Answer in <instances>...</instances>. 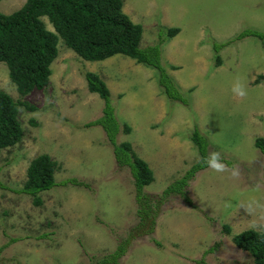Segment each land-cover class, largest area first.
Segmentation results:
<instances>
[{
  "label": "rangeland",
  "instance_id": "obj_1",
  "mask_svg": "<svg viewBox=\"0 0 264 264\" xmlns=\"http://www.w3.org/2000/svg\"><path fill=\"white\" fill-rule=\"evenodd\" d=\"M123 1L124 12L143 26L141 47L162 42L163 63L178 67L167 71L189 104L163 93L156 69L121 54L89 61L62 38L44 89L21 94L0 62V89L36 109L20 106L24 136L0 152V264H103L99 259L121 245L125 253L105 264H256L234 236L264 231V151L255 145L264 138V41L234 40L220 51V65L213 44L246 29L264 32V0ZM25 2L0 0V11L13 13ZM42 19L55 31L47 16ZM170 27L180 32L168 37ZM87 71L105 80L118 120L132 128L121 130L117 142H130L154 171L145 187L149 217H140L133 175L118 164L104 129L87 126L106 106L88 89ZM237 78L247 88L243 98L232 92ZM196 127L229 172L198 170L186 186L192 203L177 193L163 199L200 160L189 139ZM43 154L57 162L58 184L36 205L20 190Z\"/></svg>",
  "mask_w": 264,
  "mask_h": 264
},
{
  "label": "trees",
  "instance_id": "obj_2",
  "mask_svg": "<svg viewBox=\"0 0 264 264\" xmlns=\"http://www.w3.org/2000/svg\"><path fill=\"white\" fill-rule=\"evenodd\" d=\"M123 6V0H26L20 9L13 13L6 14L0 11V62L7 64L10 78L21 94H27L35 88L44 89L49 84L53 72L51 65L58 57V43L62 38L69 48L89 61H102L121 54L156 69L158 83L163 93L172 100L188 105V93L181 89L167 71L168 67L171 69L178 67L163 63L162 42L142 48L143 26L134 22L124 12ZM44 16L48 17L55 31L47 28L42 19ZM178 32L179 27H170L166 34L168 37H174ZM249 36L264 41V32L246 29L231 41L214 42L216 64L222 63L220 51L223 47L234 40ZM261 77L263 78L262 75ZM85 79L90 92L99 94L106 102L104 115L87 126L99 125L104 129L114 147L118 164L129 167L133 175L136 198L142 205L138 211L140 217L143 219L149 217L150 198L145 194V187L155 180L154 171L149 163L136 153L130 142H117L121 130L131 133L132 128L118 120L111 103V91L105 80L92 71L85 73ZM21 105L36 110L27 103L16 101L12 95L0 89V152L19 143L24 136L19 120ZM189 139L198 150L200 160L183 177L165 189L163 199L177 193L188 203H192L187 196L186 186L198 170L207 167L203 160L208 156L210 142L208 136L198 127L193 130ZM255 145L264 151V138L258 137ZM58 168L57 162L47 154L34 159L28 169V179L20 191L31 195L35 204L40 205L42 203L40 194L58 184L56 181ZM68 182L80 186L87 185L77 179H70ZM225 227L231 231L229 225ZM234 242L239 248L249 251L256 264H264V231L245 230L234 236ZM1 250L2 247L0 252ZM125 251L126 246L121 245L113 253L99 259V262L103 264L116 262Z\"/></svg>",
  "mask_w": 264,
  "mask_h": 264
},
{
  "label": "clouds",
  "instance_id": "obj_3",
  "mask_svg": "<svg viewBox=\"0 0 264 264\" xmlns=\"http://www.w3.org/2000/svg\"><path fill=\"white\" fill-rule=\"evenodd\" d=\"M232 92L234 95L243 98L247 95L246 85L242 83L239 78H237L232 86ZM203 162L207 165L209 169L216 173L229 172L228 165L223 162L222 156L218 151H210L208 153V156L204 158ZM231 175L233 177H237L239 175V170L236 168L231 169ZM250 208L251 205L249 206V208L246 209V211H249Z\"/></svg>",
  "mask_w": 264,
  "mask_h": 264
}]
</instances>
